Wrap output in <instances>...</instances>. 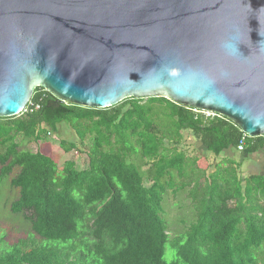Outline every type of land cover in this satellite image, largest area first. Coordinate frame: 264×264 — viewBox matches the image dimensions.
I'll list each match as a JSON object with an SVG mask.
<instances>
[{
	"label": "trees",
	"instance_id": "1",
	"mask_svg": "<svg viewBox=\"0 0 264 264\" xmlns=\"http://www.w3.org/2000/svg\"><path fill=\"white\" fill-rule=\"evenodd\" d=\"M60 125L77 137L60 141L64 153L86 149L83 170L73 161L58 168L40 151ZM185 134L216 160L264 152V136L165 98L95 110L36 88L24 113L0 118V186L18 190L9 217L33 233L11 247L0 236V264H264V176H245L230 157L214 168L189 156ZM23 141L35 149L21 150ZM171 198L175 220L166 215Z\"/></svg>",
	"mask_w": 264,
	"mask_h": 264
},
{
	"label": "water",
	"instance_id": "2",
	"mask_svg": "<svg viewBox=\"0 0 264 264\" xmlns=\"http://www.w3.org/2000/svg\"><path fill=\"white\" fill-rule=\"evenodd\" d=\"M106 110L165 98L264 136V0H0V118L36 88Z\"/></svg>",
	"mask_w": 264,
	"mask_h": 264
},
{
	"label": "rangeland",
	"instance_id": "3",
	"mask_svg": "<svg viewBox=\"0 0 264 264\" xmlns=\"http://www.w3.org/2000/svg\"><path fill=\"white\" fill-rule=\"evenodd\" d=\"M191 140H193V137L185 134L183 143L180 148L184 150L189 156H207L208 158H210V163L215 160V157H211V154L197 151L198 149L191 145ZM60 141L76 142L77 137L75 135V132L67 125H60L58 127L57 134L46 135L44 137V139L40 143L39 149L42 153L50 156L57 163L58 168H62L66 162L73 161L76 164V168L78 170H83L87 165V158L86 154L84 153L86 149L83 150L80 147L83 152L72 151L71 153L66 154L60 148ZM89 144L90 141L87 140L86 146H88ZM20 149L23 151H27L29 149H35V147L29 141H23ZM146 169L147 168H144L142 169V171ZM16 174L17 170H15L9 177L8 183H10L11 179H13ZM18 193V190L11 189L9 184H7L4 188L0 186V236L4 237V243L10 247L18 244L20 241H27L29 239V236L33 234L29 226L21 227L9 217L10 206L18 198ZM179 197L181 201L184 198L182 194H179ZM172 199L173 198H171L169 202L171 206L169 207V209H166V215L168 219L175 220L177 218V215H179L177 211L180 206L179 204L175 203L174 199ZM35 238L40 240L38 237ZM165 259L169 263H172L176 259V255L174 251H172L170 244L167 245Z\"/></svg>",
	"mask_w": 264,
	"mask_h": 264
},
{
	"label": "crops",
	"instance_id": "4",
	"mask_svg": "<svg viewBox=\"0 0 264 264\" xmlns=\"http://www.w3.org/2000/svg\"><path fill=\"white\" fill-rule=\"evenodd\" d=\"M195 147L198 149L197 151L203 152L200 144L198 143L195 144ZM211 157H214V156L212 155ZM229 157L236 161L241 162V172H243L245 176H248V175L264 176V152H261V153L259 152L247 158L242 157L239 152H234V153L227 152L226 154L222 155L217 160L215 158V160L211 162V165L213 163V167L215 168L216 165L221 163L223 160H229Z\"/></svg>",
	"mask_w": 264,
	"mask_h": 264
},
{
	"label": "built area",
	"instance_id": "5",
	"mask_svg": "<svg viewBox=\"0 0 264 264\" xmlns=\"http://www.w3.org/2000/svg\"><path fill=\"white\" fill-rule=\"evenodd\" d=\"M195 113H199L201 112L207 119L208 118H215V117H219V115L215 114V113H211V112H202V111H197V110H194ZM239 151H242L243 150V145L241 144L240 147L238 148Z\"/></svg>",
	"mask_w": 264,
	"mask_h": 264
}]
</instances>
